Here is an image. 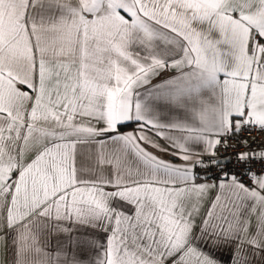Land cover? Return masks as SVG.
I'll return each mask as SVG.
<instances>
[{"label": "snow or ice", "instance_id": "1", "mask_svg": "<svg viewBox=\"0 0 264 264\" xmlns=\"http://www.w3.org/2000/svg\"><path fill=\"white\" fill-rule=\"evenodd\" d=\"M261 137L264 0H0L7 264H264Z\"/></svg>", "mask_w": 264, "mask_h": 264}, {"label": "crops", "instance_id": "2", "mask_svg": "<svg viewBox=\"0 0 264 264\" xmlns=\"http://www.w3.org/2000/svg\"><path fill=\"white\" fill-rule=\"evenodd\" d=\"M131 129H125V131H130ZM161 144H164V141H160ZM166 146V145H165ZM149 151H152L154 154L160 156L161 158L163 159H170V160H173L174 163L176 164H179V163H182V161H179V160H175L173 157L171 156H168L167 154L165 153H162V152H158L157 150L155 149H151L149 148ZM227 253L225 252L223 254V258L224 259H227ZM11 259V250L8 249L6 250L5 247L3 246L2 243H0V264H7V262Z\"/></svg>", "mask_w": 264, "mask_h": 264}, {"label": "built area", "instance_id": "3", "mask_svg": "<svg viewBox=\"0 0 264 264\" xmlns=\"http://www.w3.org/2000/svg\"><path fill=\"white\" fill-rule=\"evenodd\" d=\"M249 140H251V137H248ZM262 141H264V137L260 138Z\"/></svg>", "mask_w": 264, "mask_h": 264}]
</instances>
